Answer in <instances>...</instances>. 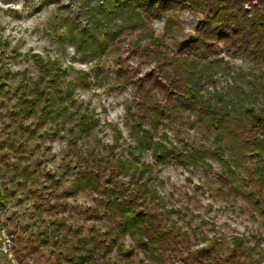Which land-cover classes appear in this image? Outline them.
Returning <instances> with one entry per match:
<instances>
[{
    "label": "trees",
    "instance_id": "1",
    "mask_svg": "<svg viewBox=\"0 0 264 264\" xmlns=\"http://www.w3.org/2000/svg\"><path fill=\"white\" fill-rule=\"evenodd\" d=\"M186 10L201 13L203 17L192 38L171 57L165 39L175 31L176 16ZM11 11L21 16L17 10ZM58 16L54 30L59 42L72 44L74 59L93 64V76L92 71H82L86 85L112 81L115 75L104 66V57L110 46L116 53L120 52L116 43L127 31H141L134 43L140 46L146 42L145 48L152 57L175 73L180 72L183 83L180 89L169 90L174 103L167 105L145 88V80L141 81L139 86L145 88L144 96L126 105L124 124L131 138L128 157L115 151L123 137L120 128H116L113 143L106 147L109 153L103 148L83 146L80 139L100 125V117L89 102L84 104L73 97L72 83L64 86L59 82L66 69L61 67L58 58L43 61L41 75L33 82H23L20 87L18 102L12 110L16 127L35 136L51 122L50 130L54 134L66 132V155L73 170L69 179L71 193L79 194L84 189L98 193L109 224L104 230L90 228L84 233L81 226L57 213V205L54 213L47 212L46 204L51 197L58 196L61 177L47 173V179L52 181L49 187H53L49 193L52 196H47L39 184L46 174L38 167H30L28 156L21 155L23 161L19 158L7 161L11 174L8 180L4 179V186L0 184V245L8 242L5 254L11 264L13 259L17 264H120L112 261L110 254L114 248L122 252L125 244L120 239L129 235L143 254L138 264L163 262L167 257L174 260L171 264H177L184 238L180 237L177 223L169 222L171 209L157 212L152 205H158L160 197L154 182L155 164L170 165L179 160L189 168L216 159L222 164L226 173L224 184L230 185L229 188L240 193L247 185L243 175L247 174L248 180L258 182L264 189V0H68ZM155 20L164 22L162 36L155 34ZM221 45L234 55L262 64V68L256 76L248 77L245 85L238 84L229 92L216 89L208 96L204 92V79L219 72L220 59L215 52ZM4 52L5 47L0 43V89L6 77L13 74L3 66ZM119 66L116 73L120 71L126 78L120 87L126 89L132 77ZM91 77L94 79L90 82ZM188 107L199 110L195 122L213 134L214 149L194 146L184 140L179 146L171 139L168 129L170 122L177 120L174 111ZM142 108L147 111L143 112ZM1 145L9 148L5 153L8 158L29 148V142L17 134L4 139ZM145 152H151L154 163L142 160ZM121 175L129 176L128 185L119 182ZM10 182L15 188L22 187L31 201L30 220L25 227L14 223L7 212L14 196V191L9 192ZM252 202L256 210H264V197H256ZM260 242L258 237L253 242L246 236L234 235L230 250L222 253L223 242L213 237L206 247L191 253L190 262L264 264Z\"/></svg>",
    "mask_w": 264,
    "mask_h": 264
},
{
    "label": "rangeland",
    "instance_id": "2",
    "mask_svg": "<svg viewBox=\"0 0 264 264\" xmlns=\"http://www.w3.org/2000/svg\"><path fill=\"white\" fill-rule=\"evenodd\" d=\"M65 3V0L11 2L0 0V43L5 47L3 66L8 67L13 73L6 77L4 87L0 89V184L4 186V179L8 180L11 174L7 161L12 162L13 159H21V155H27L30 167H38L46 174L39 184L47 196H52L49 193L53 189L49 187L51 180L47 179V173H56L61 177L58 196L51 197L49 203L46 201L48 203L46 211L54 213V206L57 205L59 207L57 213L66 215L69 222L81 226L84 233H88L90 228L104 230L106 224H109L108 216L105 217L103 214L104 202L98 193L89 189H84L79 194L71 193L72 186L69 179H72L73 170L72 166L69 167V158L66 155L68 148L66 132L60 131L54 134L50 130L51 122L41 127L35 136H31L27 131H19L16 127L17 121L13 118L12 110L18 102L21 85L25 81L33 82L41 75L40 66L43 61L58 58L61 67L66 69V74L59 79V82L64 86L69 82L72 83L73 97L84 104L89 102L100 117V125L90 134L82 137L80 142L85 148L96 147L101 150L103 148L105 153H109L106 147L113 143L117 136L116 128H120L123 137L120 138V145L115 151L130 157L127 146L131 143V138L124 124L126 105L143 97L145 88L150 90V93H154L160 102L172 104L174 101L170 99L168 92L173 88L180 89L183 80L180 72L175 73L172 68L164 66L165 63L156 61L152 57L145 48L146 42H141L143 44L140 46L134 43L141 31H127L125 37L116 43L120 52L116 53L113 46H110L104 57V66L109 70L108 72L112 70V74L115 75L112 81L97 85L91 82L94 79L91 77V84L86 85L82 71H92L91 76H93L95 72L93 64L74 59L72 44L70 42L61 44L54 30V24L59 18V10ZM11 9L17 10L21 16H17ZM202 17L203 14L188 10L176 16L175 31L165 39L170 49L169 56L173 57V53L192 38ZM153 27L156 35H163L162 20H155ZM215 53L220 59L219 72L212 78L204 79L203 83L204 92L208 96L214 94L216 89L229 92L238 84L245 85L246 79L256 76L262 68L260 63L232 54L224 45H221ZM120 64L124 67L123 71H127L132 77L126 89L120 87L121 82L126 79L125 76L120 75V71L116 73ZM142 80L147 84L145 88L139 86ZM142 111L147 110L142 108ZM174 113L177 114V120L170 122L168 133L177 145L181 146L184 140L194 146L215 148L213 134L195 122L199 110L188 107V109L175 110ZM33 118L35 115L31 117ZM14 134L27 140L29 148L27 152L20 150L8 158L5 153L9 148H3L1 142ZM142 160L146 163L155 162L151 152H145ZM207 161L208 163L189 168L179 160L170 165L157 163L153 167L154 182L158 185L160 197L157 200L158 205L154 203L152 205L157 212H162L166 208L171 209L169 222L177 223L180 231L178 229L175 231L184 238L185 244L179 248L177 264H193L190 262L191 253L206 247L213 237H218L223 242V249L220 251L222 253L230 250L234 235L246 236L253 242L256 237L260 238V246L264 251V210H256L252 202L256 197H264V189L258 182L248 180L247 174H243L246 175L244 182L246 181L247 185L242 187L240 193L236 192L233 188H229L230 185L224 184L223 177L226 173L222 169L221 162L216 159ZM119 182L128 185L129 176L121 175ZM241 182L243 183L242 180ZM8 187L9 192L14 191V196L7 206V212L12 216L14 223L25 227L30 220L31 201L26 198L22 187L15 188L12 182ZM64 191L65 195L62 194ZM120 242L125 244V248L122 252L114 248L110 254L111 260L120 264L126 261L129 264L141 263L140 258L143 254L135 241L127 235L121 238ZM7 244L8 242L0 245V264H11L5 254L9 248ZM171 263H175L174 260H169L167 257L163 262L145 261L142 264Z\"/></svg>",
    "mask_w": 264,
    "mask_h": 264
},
{
    "label": "clouds",
    "instance_id": "3",
    "mask_svg": "<svg viewBox=\"0 0 264 264\" xmlns=\"http://www.w3.org/2000/svg\"><path fill=\"white\" fill-rule=\"evenodd\" d=\"M65 2L67 3L68 2V0H65ZM31 23V22H30ZM70 51H71V49H70ZM0 238H2V237H0ZM13 264H16V262L13 260Z\"/></svg>",
    "mask_w": 264,
    "mask_h": 264
}]
</instances>
